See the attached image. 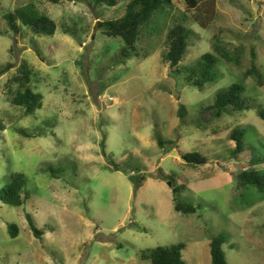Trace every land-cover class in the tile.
<instances>
[{"label":"rangeland","instance_id":"1","mask_svg":"<svg viewBox=\"0 0 264 264\" xmlns=\"http://www.w3.org/2000/svg\"><path fill=\"white\" fill-rule=\"evenodd\" d=\"M120 1L108 8L0 0V70L13 66L0 76V188L20 172L28 196L22 206L0 201V264H151L142 252L177 243L185 245L186 264H211L218 234L228 264H264V193L238 183L248 152L234 157L229 137L243 126L264 154V121L253 106L264 108V0H215L206 28L196 20L206 2L194 9L173 0L155 12L130 58L120 37L96 27L123 15L128 0ZM29 3L55 20L53 36L9 30L5 14ZM183 14L191 37L181 64L205 53L217 59V82L201 90L172 75L163 59L167 32ZM252 61L258 75L246 74ZM23 63L32 70L28 87L42 95L29 115L11 102L18 89L12 77ZM232 83L244 87L251 107L198 125L199 108ZM193 150L208 162L186 164L180 153ZM178 202L195 211L175 210ZM27 214L44 229L42 239Z\"/></svg>","mask_w":264,"mask_h":264},{"label":"trees","instance_id":"2","mask_svg":"<svg viewBox=\"0 0 264 264\" xmlns=\"http://www.w3.org/2000/svg\"><path fill=\"white\" fill-rule=\"evenodd\" d=\"M52 4H58L65 0H44ZM71 1V0H66ZM201 0H183L189 7L198 9ZM206 2L208 11L197 14L196 20L199 26L206 28L214 19L216 14L215 0H202ZM85 4L94 7H115L120 0H82ZM173 5V0H128L124 6L123 15L118 18H110L109 20L97 21L96 27L101 30L103 34L112 37H120L124 42V47L121 50L123 58H130L133 54L132 48L135 47L137 40L141 37V33L145 30L150 23H153L155 17L153 15L159 9L162 11L167 7ZM186 15H182L179 22L173 25L167 32L166 40L168 49L163 55L164 61L169 65V72L174 76H181L187 85L203 89L208 83L217 82L219 75L217 74L216 63L217 59L211 53H205L195 61L192 65H182L181 61L185 56L190 39V30L183 24ZM9 30L14 33H19L22 26L29 28L35 35L53 36L57 30V24L53 18L44 12L36 9L32 3L22 5L15 9L13 12L5 14ZM160 26L151 33H158ZM70 35H74L72 33ZM72 35V36H73ZM76 37V36H75ZM220 55H225V51L215 47ZM224 57V56H223ZM13 66L7 64L4 69L0 70V76L6 73ZM217 71H216V70ZM252 72L258 75L252 61L251 68L247 70L246 74ZM31 68L23 63L18 68V73L12 77V80L18 83V89L15 92L11 102L16 106L24 107L26 115L33 114L35 110L42 106V95L33 92L29 87ZM261 83V80H258ZM249 97L244 95V87L240 83H232L231 85L216 91L213 102L199 108V117L197 124L201 127L211 123L216 118H221L223 115L230 114L233 111L243 112L251 107L249 104ZM255 112L260 119L264 121V108L254 104ZM184 107H180L178 113L179 117L185 114ZM18 132L24 136L30 137L33 133H28L25 129H18ZM229 137L234 141L235 147L233 149V156L238 158L244 151L248 152V162L250 163L247 169H242L237 175V181L244 187H252L264 193V168L257 169L255 166L259 164L264 165V154L259 151L258 147L253 140L246 137V131L243 126L234 127ZM161 139L157 140L158 145H162ZM181 158L188 165H204L206 164L207 157L200 152L183 151L180 153ZM117 169L116 167L114 168ZM144 179V178H142ZM26 179L20 172L11 174L10 182L0 188V201L10 206H22L27 201V192L24 191ZM135 188L138 182L135 183ZM175 210L182 212L185 215L193 213L195 207L190 204L176 203ZM29 227L38 239H42L45 231L43 228L37 227L31 216L26 215ZM8 232L12 238L18 234L17 226L13 224L8 225ZM225 236L218 234L212 237L210 242V255L211 264H228L226 254L223 250ZM185 249L183 243H177L170 246H156L149 252H142L143 259H149L151 264H186L182 256V251Z\"/></svg>","mask_w":264,"mask_h":264}]
</instances>
